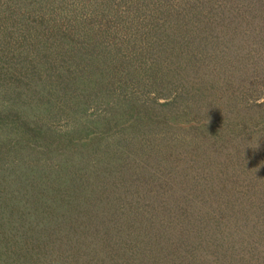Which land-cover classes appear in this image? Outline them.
Masks as SVG:
<instances>
[{
	"label": "rangeland",
	"instance_id": "1",
	"mask_svg": "<svg viewBox=\"0 0 264 264\" xmlns=\"http://www.w3.org/2000/svg\"><path fill=\"white\" fill-rule=\"evenodd\" d=\"M115 2L122 19L115 29L118 44L139 47L138 32L145 37L150 32L142 41L144 58L128 70L147 80L134 91L142 99L137 112L153 113L152 125L165 131L145 152L122 151L124 142L137 138L125 132L119 150H112L115 144L108 140L107 151L89 155L90 145L97 143H79L81 157L76 151L72 158L50 152L48 159L32 156L16 167L1 153L0 264H77L81 257H74L69 246L79 234L86 237L83 243L110 239L117 254L141 256L137 264H264V181H257L258 194H246L256 177L264 176V163L258 158L247 167L241 159L245 151L264 155V33L255 29L256 21L246 23V9L235 0ZM97 9L105 17L113 10ZM209 19L222 29L220 35L205 24ZM145 21L156 25L143 28ZM175 66L182 70L166 75L175 85L171 92L168 80L165 84L153 75L165 76ZM184 71L190 72L187 77ZM184 92L187 105L176 104ZM125 100L133 103V93ZM72 120L54 127L60 137L73 130ZM154 132L147 128L142 135L152 139ZM67 159L73 161L65 166ZM59 166L65 168L62 178ZM52 168L58 180L49 174ZM53 178L57 182L49 187ZM85 186L91 192L87 196L79 191ZM183 193L188 211L165 222L173 206L169 200ZM236 213L239 223L230 229L226 218ZM185 220H196L198 229ZM29 237L33 248L25 251ZM81 252L86 256L90 249Z\"/></svg>",
	"mask_w": 264,
	"mask_h": 264
},
{
	"label": "trees",
	"instance_id": "2",
	"mask_svg": "<svg viewBox=\"0 0 264 264\" xmlns=\"http://www.w3.org/2000/svg\"><path fill=\"white\" fill-rule=\"evenodd\" d=\"M235 1L239 7L246 9V23L256 21L258 25L255 29L259 31V27L264 33V16H257L264 12V0H245V5L241 3L243 0ZM103 5L113 8L110 17H105L102 11L99 13L97 8ZM88 10L91 12L88 13ZM118 11L114 0H0V131L4 132L0 135V154L6 153L12 166L17 167L32 156H46L48 159L50 152L66 153L72 158L76 151L81 157L84 153L78 148L79 143L85 147L97 143L90 145L89 155L96 151H107L110 148L108 140H113L115 144L112 150L117 147L119 150L123 148L120 146V141H123L120 134L125 132H133L137 138L124 142L126 148L121 150L145 152L148 146L150 150L154 139L165 131L152 125L153 113L147 114L145 108L137 112L135 107L142 104V99L137 98L134 91L147 80L128 70L130 63L144 58L142 48L146 50L147 45L142 41L148 40L150 32L146 37L142 31L138 32L139 47L133 42L130 47L118 44L119 37L115 35L119 32L115 29L122 20L117 15ZM181 13L182 18L188 15L187 9ZM145 22L147 25L143 28L150 29L156 25ZM205 22L214 33H222L215 20ZM233 30L236 31V27ZM162 39L165 42L166 39ZM155 43H158L157 39L153 40ZM189 44L191 49L196 47L192 41ZM163 52L160 54L163 55ZM168 54L178 56L174 51ZM172 60H166V63ZM178 68L182 70L175 66L168 68L167 72L165 70V76H153L166 84V75H176L180 72ZM185 73L187 77L190 72ZM169 82L168 90L175 92V85ZM184 83L191 87L188 82ZM132 93L133 103L125 100ZM186 98L184 92L175 99V103L187 105ZM75 114L76 121L72 120ZM71 120L75 127L60 137L54 127ZM147 128L155 131L149 136L152 139L142 135ZM261 148L264 150V145ZM261 153L241 152L242 163L247 167L253 166L258 158L264 163ZM72 161L65 160V166ZM45 168L50 169L49 166ZM64 170L62 166L56 168L59 178H62ZM53 172L52 168L49 174L56 178ZM117 176L119 178L120 174ZM54 178L49 187L57 182ZM255 180L253 190L246 193L249 198L258 194L257 181H264V176ZM79 191L85 196L91 193L88 186ZM186 196L183 193V198L169 200L173 206L166 211V218L175 217L182 210L188 211ZM234 212L231 210V213ZM239 220L237 213L226 218L232 223L230 229L237 228L235 226ZM165 222H169V218ZM185 223L194 231L198 229L196 220ZM83 238H86L85 235L79 234L70 240L71 254L81 257L77 264H137L142 261L141 256L136 260L135 252L117 254L120 250L114 248L106 237L102 240L101 236L95 244L83 243ZM24 244L25 251L33 248L30 237ZM111 246L119 251L114 252ZM81 249H90V252L84 256ZM63 250H66L65 247Z\"/></svg>",
	"mask_w": 264,
	"mask_h": 264
}]
</instances>
